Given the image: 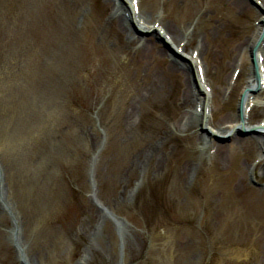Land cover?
Returning <instances> with one entry per match:
<instances>
[{
	"label": "rangeland",
	"instance_id": "374dc122",
	"mask_svg": "<svg viewBox=\"0 0 264 264\" xmlns=\"http://www.w3.org/2000/svg\"><path fill=\"white\" fill-rule=\"evenodd\" d=\"M96 1L70 0L68 22L60 1L51 15H45V0H0V264H264V212L254 213L253 204H247L258 199L264 206L259 149L264 140L252 132L208 134L218 128L226 132L237 117L243 85L231 87L235 78L243 77V84L249 80V49L244 65L236 62L228 69L227 80V75L209 73L208 81L201 82L208 94L213 88L209 119L222 124L217 128L209 122L206 130L200 124L195 127L208 150L194 146L201 160L183 186L186 196L182 198L174 182L169 183L174 188L168 196L165 178L170 164L190 158L176 153L191 140L175 130L173 111L152 104L148 96L140 106L138 127L143 128L130 139L123 136L118 121L129 98L148 94L152 71L162 76L167 63L191 65L189 56L161 34L141 32L125 17L118 18V30L134 40V47L146 44L145 52L136 53L131 63L130 51L119 45L113 27L103 28L99 21ZM111 1L114 9L122 6L119 0ZM135 1L149 24L164 18L177 26L172 0L166 5L163 0ZM243 1L247 9L235 16L220 3V9L212 3L208 11L189 9L192 16L184 22L185 34L205 43L207 51L210 16L220 14L232 37L252 35L261 25L264 4ZM178 14L183 20L182 11ZM214 21L222 26L217 16ZM39 37L46 44H39ZM233 40L237 45L238 39ZM216 54L224 58V51ZM209 61L207 53L202 62L212 71L215 66ZM192 70L187 75L193 92L191 75L201 74V68ZM239 71L243 76L237 77ZM250 94L258 101L248 111V124L254 126L264 122V89ZM195 107L192 103L181 112ZM159 123L171 125L179 139L159 142L151 130ZM142 146H154L164 167L143 180L130 176L124 186L119 181L123 166ZM214 147H221L222 153H213ZM239 182L240 202L230 205L231 186ZM211 187L217 189L214 196L209 194ZM220 191L229 195L222 199ZM121 196L126 200L116 202ZM182 200L192 209L180 206ZM222 201L221 208L215 207ZM88 207L94 210L91 218ZM217 209L222 215L211 217ZM87 227L92 228L84 237Z\"/></svg>",
	"mask_w": 264,
	"mask_h": 264
},
{
	"label": "bare ground",
	"instance_id": "6f19581e",
	"mask_svg": "<svg viewBox=\"0 0 264 264\" xmlns=\"http://www.w3.org/2000/svg\"><path fill=\"white\" fill-rule=\"evenodd\" d=\"M61 4L63 5V9L67 14H69L68 17H66V20L68 22L72 21V13L69 11L71 9V4L70 0H59ZM55 1V5L51 3L50 0H45L43 3L44 5V10L43 14H48L51 15L50 12L53 8L54 5V10L57 8V2ZM122 1V6L115 7V9L112 7L111 0H97V5H96V10L98 9L97 16L99 17V21L103 24V28L105 26H110L113 27L115 31V39L117 40L118 43H120V46H123L125 44V47L127 46V49H129V53L127 54V57L129 56V59H131V63H133V59L136 56V53L138 52H145V47L146 44H139L135 45L134 47V40L132 38H127L121 31L118 30L117 26L119 25L118 23V18L124 19V17L128 18L130 21H132L136 28L139 29L140 31H151V32H159L163 38H166L167 41L172 45L173 47H176L180 52L186 56H189V60L191 62L190 64L187 63H180L178 61L174 62V65H171L170 63H167L165 65V69H161V74L162 76H158L157 69L152 71L151 73V82L149 84V90H147V95H136L132 98H129L123 105L122 107V112L120 115V120L118 121L120 124V128L122 129V133L124 137H127L130 139L132 136L142 129L143 127H138L141 119V105H145L147 103L146 99H148V96L150 97V101L152 104H155L156 106H164L167 105L169 108L173 111L172 116L174 117L175 123L174 127H176L175 130H180L183 133V137H189L190 138V144L186 145V149L190 150L188 152L185 148H178L176 150V153L180 156V154L185 153L184 156L189 157L186 161L180 162L177 164L176 162L178 160H174L169 167V170H167V176H166V182L168 188L166 189V194L168 196L171 195L172 190L174 188V185L170 186V182H174L176 187H178V191L182 198L186 196V190L185 186L188 184V180L191 178L192 174H195L194 171L196 170L197 162H200L201 156L200 153L195 149L196 144H201L203 148L200 150L207 151L208 148L206 146V141L205 137L201 136L200 134H196V131L194 130L198 124L201 126L203 125V129H207V125L210 124L212 127H219L222 123L217 122L218 124H215L211 122V119H209V100H212L213 98V88L211 87V90L209 91V94L202 88L201 82L204 80L205 82L208 81L209 78V73L210 74H217L219 77L222 75H227L226 80L229 78V75L231 73V70L229 71L228 69L234 68L236 62L239 63L240 65H244L243 61L246 56V49H249L250 56H252L251 53V47L253 46L254 42L257 40V38L261 35L262 29L264 28V22L261 23L259 27L255 28V33H252V35H244L242 38H238L235 36H231L229 34L228 28L226 24H223V20L220 19L222 15L216 14V15H211V24L210 28H208L205 31V34L209 37V48L204 50L205 43L196 41L194 36L191 34H185V28H184V22L188 21V18L191 15L189 9L193 11H198V10H204L208 11L211 9V3L213 5L216 4V6L220 9L219 3L223 7H227V11L232 13L233 11V16L234 13L236 14H241L242 12H245L247 9V5L244 3L243 0H231L228 2L227 0H199V1H194V0H189V2L186 4L181 3L183 0H172V4L170 6L175 9L176 14L173 13V22L177 23V26L171 27L169 23L165 21L164 18H158V20L154 21L153 25L145 21L143 16L140 14V12H137L135 10V5L136 2L135 0H121ZM259 3L264 4V0H257ZM170 1L168 0H163V4H167ZM171 3V2H170ZM164 5V6H165ZM110 10L113 12L110 13ZM179 11H182V16L184 17L183 20H180L179 16L180 14ZM164 15V14H163ZM179 18L180 23H178L177 18ZM217 16L219 20L222 22V26L218 25L215 21L214 18ZM232 16V17H233ZM60 19V18H59ZM65 20V19H64ZM65 20V21H66ZM260 20H264V16H261ZM187 23V22H186ZM240 35V34H239ZM262 41L261 45L259 48V51L255 52L254 56V63L256 64V77L254 76L252 72L253 66L250 68V75L248 76L249 80L246 81L244 84L242 83V78H235L233 81V85L231 87L235 89V87L243 85V90L241 94L239 95V98L241 99V111L243 112V119L242 121L244 123L239 122V115L232 120L230 126L226 128V132L222 130L221 128H218L219 130L217 132L209 130L208 134L211 136L214 135H226V133L230 131H247L248 129H257L256 135L262 140H264V122H258L257 124H254V126H249V116H248V111H250L254 103L258 101H252L253 98L250 93L246 92V90H253L255 89L256 85L259 90L264 89V34H262ZM233 39H238L237 40V45L233 43ZM38 43L39 44H46V41H43L41 37L38 38ZM233 43V44H232ZM135 44L137 42L135 41ZM231 47L229 50L228 48ZM217 51H224V58H226V61H224V58H220V55L216 54ZM209 54V64L214 65L215 69L210 70V68L206 67L203 65V58L204 55ZM202 62V66L199 65V63ZM208 64V65H209ZM178 67V68H177ZM199 69L201 68V74L198 72L196 73V81L195 77L193 78V92L192 88L190 85V78L187 75V72H193L192 69ZM178 69L182 71V73L178 72ZM242 75V71H239V74L237 77ZM237 75V73H236ZM169 78H168V77ZM177 76L180 78L178 80ZM224 76V78H225ZM243 76V75H242ZM225 80V81H226ZM224 81V83H226ZM209 84V82H208ZM211 85V84H209ZM243 91H245L243 93ZM94 92H92L93 94ZM99 93H96V95ZM239 99V100H240ZM194 100V102H193ZM83 102V101H82ZM194 104L196 107L193 110L188 111H183L184 107L189 106L190 104ZM82 104H85L84 102ZM103 108V105L100 107L99 110ZM264 114V109H261ZM116 122V124L118 123ZM210 122V123H209ZM193 129V130H192ZM155 132V136H157V139L159 142L161 141L162 144H170L171 142H175L179 138L174 135L173 129L171 128V125H164L163 123H159L158 127H154L151 129ZM221 130V131H220ZM152 132V131H151ZM112 130H111V136H112ZM151 136H153V132L151 133ZM95 140V139H94ZM117 144V139L113 140V143ZM142 146L140 149L133 151L131 155H129L127 162L124 164V169L122 171V179L119 181H122L124 183V186L128 184L127 180L130 176L135 175L141 176L142 180L144 178H147L146 175L149 174V172L152 171H159L161 168H163L162 160L157 157L155 151H154V146H150L147 150H145ZM260 157L262 160H264V142H260ZM222 148L219 147H214V152L213 153H222L221 152ZM196 157L198 158L196 160ZM176 163V164H175ZM168 179V180H167ZM241 182V181H240ZM239 184L235 183L231 186L232 191L228 198L229 204L232 205L234 203L238 204L240 202L239 196L241 195L243 191V187L240 186ZM166 186V187H167ZM170 186V187H169ZM182 186V187H181ZM184 186V187H183ZM165 187V188H166ZM215 190L216 187H211L209 190V194L214 196L215 195ZM222 199L227 197L229 194L220 191ZM211 197V195H209ZM242 198V197H241ZM246 198H243L242 200L244 201ZM126 200V196H121L116 199V202H124ZM242 201V202H243ZM180 206L184 207H189L187 203L182 200V202H178ZM259 200L257 199H251L247 202L249 206L253 204V209L254 213H261L264 212V206H261L259 204ZM223 205V201L215 206L217 208H221ZM89 209V214L88 217H92L93 215V209L88 207ZM189 209H192V206L189 207ZM214 210L215 212L212 213L211 217L213 216H220L222 215L221 211ZM235 211V210H234ZM196 213V210L193 209V214ZM192 214V216H193ZM210 217V218H211ZM92 227H87L85 230H82V234L84 237H87L89 231L91 230ZM90 236H94V232H90ZM183 247H185L183 245ZM264 260V257L263 259ZM264 262V261H263Z\"/></svg>",
	"mask_w": 264,
	"mask_h": 264
}]
</instances>
